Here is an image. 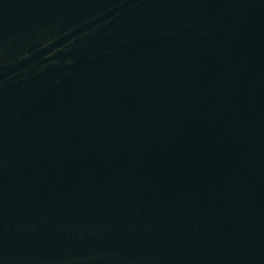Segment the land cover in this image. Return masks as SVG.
<instances>
[{
    "label": "water",
    "instance_id": "1",
    "mask_svg": "<svg viewBox=\"0 0 264 264\" xmlns=\"http://www.w3.org/2000/svg\"><path fill=\"white\" fill-rule=\"evenodd\" d=\"M0 264H264V0H0Z\"/></svg>",
    "mask_w": 264,
    "mask_h": 264
}]
</instances>
